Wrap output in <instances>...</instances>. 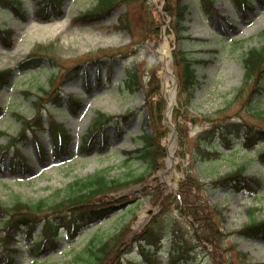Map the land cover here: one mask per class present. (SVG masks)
Returning a JSON list of instances; mask_svg holds the SVG:
<instances>
[{
  "label": "rangeland",
  "instance_id": "374dc122",
  "mask_svg": "<svg viewBox=\"0 0 264 264\" xmlns=\"http://www.w3.org/2000/svg\"><path fill=\"white\" fill-rule=\"evenodd\" d=\"M19 1L25 11L23 15L0 3V25L10 26L14 32L11 47H4L0 42V69L11 67L13 70L8 86L0 90V144L6 143L9 136L16 134L21 128V122L14 112L33 116V101L42 95L46 97L41 87L51 89L53 83L54 92H61L62 97H77L79 101L75 105L78 107L75 111L70 109L71 103L63 100L62 108L49 106L44 113L46 120L53 117L71 134L72 142L67 156L56 158L51 150L44 158H40L33 139L28 138L20 146V152L28 165V173L23 174L20 160L15 172L12 168L10 156L14 153L17 158L16 148H11L5 155L3 172H0V202L12 204L15 200L32 201L40 198L58 201L68 195L76 179L86 178L100 170H105L109 177H128L146 171L147 167L142 160L136 157L126 159L128 156L124 151L142 146L139 135L144 129L150 130L144 90L141 87L154 89L161 80L166 84L163 89L169 96L172 80L165 70L164 62L158 58L156 51L160 47L168 50L169 66L173 70L178 65L172 54L174 45L186 51L192 59L206 60L194 64L199 83L196 84L187 107L189 116L183 119L184 132L187 130L190 136L194 137L209 123L200 117L201 112L222 109L217 114L222 115L227 113L226 106L231 113L242 111L249 99V91H243L239 98L237 95L246 79L244 53L250 48L264 45V0H261V4L254 0L247 9H242L236 0H214L210 8L200 0H185L190 3V7L183 22L184 30L180 34L189 35V38H180L173 32H166V15L160 14L164 11L167 0H155L154 3L150 0L120 1L103 19L89 25L80 22L74 24L71 19L79 10L94 5L95 0H63L60 9L50 7L45 16L40 14L41 0ZM125 13L130 30L116 26ZM153 24L159 31L160 28L165 29L159 42L154 37H146ZM143 40L145 41L142 42ZM38 44H53L56 59L50 61L45 55L41 66L25 68L23 61ZM119 47L128 51V56L114 57L111 54L109 59L107 57L103 60V55L99 54L88 57L96 52ZM77 59L79 63L76 65L80 69L76 71L74 79H68L60 68L72 66ZM99 59V62H90ZM126 65L137 71L141 80L139 87L128 86ZM86 74L89 80L87 83ZM52 76L55 77L51 81ZM249 101L253 110L264 109V94ZM45 104L46 102L43 106ZM245 108L243 115L250 119L251 113L247 106ZM134 110L135 116L123 121L126 127L122 134H118L114 126L108 128L109 145L103 152H98V148L87 154L81 152L80 140L87 134L98 111L119 116ZM254 119L256 124L264 125L263 119ZM40 139L51 149L52 139L49 133L41 134ZM168 139L164 138L162 144H167ZM242 141L241 139L239 143ZM256 147L252 152L239 149L227 152L218 160L195 163H190L188 154H178L177 147L176 176L166 171V167L150 170V174L154 175L152 181L160 182L162 189L174 190L172 186L180 185L182 180L189 177L188 174L200 178V182L187 192L188 200L195 205L197 213L202 215L197 224H193L187 213L181 211L175 203L161 214L155 197L150 198L144 194L141 185H135L129 190L133 201L127 207L90 224L89 232L78 230L77 240L60 236L56 241V250L50 255L31 256L28 251L29 238H24L19 243L16 240L8 243L0 221V253L5 252L15 257L13 264H89L87 261L70 262L74 252L69 250L81 249L96 229L105 238H111L127 224L138 231L149 222L156 221L157 216V227L163 230V235L153 252L154 258L151 260L142 256L140 244L131 240V233L118 247V257L133 263L139 257L141 259L137 264H242L238 253L243 252L250 264H264V239L246 238L237 233L251 218H264V163L257 155L264 150V140ZM221 149L228 151L224 147ZM243 162H247L248 173L259 176L257 191L227 190L210 184L211 178L228 173ZM210 205H216L221 212L212 216L220 229V234L212 237L216 247L198 236V231L204 233L210 232V228L213 230L214 223L210 220L208 208ZM145 217L147 221L142 226L140 223ZM23 236L24 233L18 234L19 238ZM179 247H182L180 255H176L173 250ZM5 261L3 258L2 263Z\"/></svg>",
  "mask_w": 264,
  "mask_h": 264
},
{
  "label": "trees",
  "instance_id": "16d2710c",
  "mask_svg": "<svg viewBox=\"0 0 264 264\" xmlns=\"http://www.w3.org/2000/svg\"><path fill=\"white\" fill-rule=\"evenodd\" d=\"M4 1V0H0ZM10 1V0H9ZM120 1L129 0H98L94 11L84 13L80 19L86 20L89 16H92L95 12L101 11L103 13L109 12ZM210 8V3L213 0H201ZM190 3L184 0H167L165 2L164 10L171 16V21L168 26V31L174 30L179 37H184L180 34L184 30L182 22L187 18L189 12ZM160 15L163 16L161 13ZM127 14L121 16L119 19V25L117 27L130 30V24L127 21ZM10 28H3L0 26V38H6L4 43L11 44L12 33ZM6 36V37H5ZM146 37H159V30L154 27L151 28V32L146 33ZM143 40L142 42H144ZM137 44H140L138 42ZM53 44L42 45L38 44L33 51L26 57V67L39 66L42 63V59L49 57L53 60L56 59L54 54ZM50 50V53H47ZM114 52L104 50V52H96L88 57H92L95 54L99 55H111ZM174 59L177 62V75L179 80V107L174 111V117L178 118L183 115L188 117L187 106L191 98L193 89L197 81V74L195 68L192 66L194 60L188 56V53L184 50H175ZM78 60L75 62L77 63ZM246 68V79L244 86L239 90L240 96L245 90V87L251 89V96L261 95L264 93V45L260 48H251L244 58ZM30 64V65H29ZM180 64H183V66ZM70 67L67 71L70 74L78 66ZM60 67V64L58 65ZM69 67V66H67ZM130 81H136L139 84L137 73L128 69ZM11 68L0 69V86L9 82V76L11 75ZM71 74L70 77H73ZM55 76L51 77L53 80ZM251 85V87H250ZM154 89L146 88V105L152 121L153 132H145L141 137L143 139L142 147L136 148L134 151L127 152L140 158L147 167V170L158 169L163 167V157L166 153L165 146L161 143V138L167 134L169 128L162 123L161 115L166 106V99L161 91V82L155 85ZM44 93L49 95V101L51 106L60 107L62 97L59 92L54 90L43 89ZM45 100L44 96H40L37 101H34L36 112L32 118H27L23 115H19V119L22 122V130L19 133L18 139L25 138L29 132H37L38 129L48 127L55 133V150L58 154H62L67 150L69 144V135L62 127V124L55 121L53 118L51 125L47 124L43 119V110L41 108L42 101ZM77 102L76 98H73V102ZM246 105L250 106V102ZM245 105V106H246ZM245 106L243 110H245ZM250 110L251 116L264 119V109L259 111L258 109ZM222 109H218L215 112H220ZM214 112L201 113L200 117L206 119L208 126L199 130L196 135L190 136L186 130L184 132L183 124L177 123V129L179 133V153H189L191 162H203L207 160H215L223 157L225 154L219 149L221 146L231 148V152H235L238 149L246 150V147L254 142V137L264 135V126H260L249 118L244 117L243 113L238 111L235 115L223 114L215 115ZM97 119H99V127H104L111 120V117L100 112ZM105 121H108L105 123ZM100 130L91 132L87 138H85L83 145L88 148L92 145L96 138L100 135ZM256 134H259L255 136ZM238 137H243V143H239ZM106 142L104 138L101 143ZM9 146V145H8ZM7 144L0 145V164L2 163V156L9 149ZM261 159L264 160V152L260 154ZM147 170L143 173L136 174L129 177H108L105 172L100 171L94 175H91L84 179H78L75 182L74 187L65 197L58 201H48L45 198H40L33 201L15 200L12 204L6 205L0 203V214L3 213V224L7 230L10 231L12 227L21 228L27 231V235H30L34 228H37L40 235H36V239H32L34 247L39 249V253H43L46 250L55 247L54 235L63 234L64 232L59 229L62 225L65 230V234L69 237L74 236L78 229L85 227L86 223L98 220L104 217L107 213H111L116 209L125 206L131 199L128 193H122V191L139 183L144 184L143 191L150 194V186L155 187L153 195L163 206V210H168L172 203H175L177 207L187 213L192 218L193 223H198L202 215L197 213L195 205H193L187 198V192L192 186L200 182V178L194 175H189L186 180H182L178 192L166 191L162 189L160 182H153L152 185H148L149 180ZM255 182L259 183L258 177H252ZM193 179V180H192ZM210 184L215 187H224L228 189L241 190L243 188L252 187L249 177L246 175V164H240L235 169L228 173L222 174L210 179ZM116 193V194H115ZM111 194V195H110ZM210 209V220L214 223L213 230L210 228V232L199 231V235L210 242L213 247H216L215 241L212 240L214 234H220L219 225L216 220L212 219L213 214H221L216 205L208 206ZM63 211V212H62ZM69 211L68 213H64ZM37 226V227H36ZM133 232V228L130 225L124 226L120 232L115 234L112 238H104L101 231H94L92 238L86 243V245L79 251H76L73 257V261L76 262H89V264H132V261H125L118 257L116 254L118 247L124 240V238ZM244 237L264 238V218L256 219L252 218L241 229L237 231ZM8 236L11 232H8ZM160 236L157 232L148 233L146 228L141 229L139 232H135L131 239L139 241L141 245V252L144 256L148 257L151 251H153L155 243L154 237ZM54 246V247H53ZM41 249V250H40ZM239 257L242 259V264H250L246 258L247 255L243 252H239ZM0 254V258H1ZM11 256L7 255V260L11 262Z\"/></svg>",
  "mask_w": 264,
  "mask_h": 264
},
{
  "label": "bare ground",
  "instance_id": "6f19581e",
  "mask_svg": "<svg viewBox=\"0 0 264 264\" xmlns=\"http://www.w3.org/2000/svg\"><path fill=\"white\" fill-rule=\"evenodd\" d=\"M158 56H159L160 59H162L164 61L166 66L169 67L168 50H164V49H162V47H160L158 49ZM171 93H172V99H173L174 92L172 91ZM172 155H173V153L171 151L170 159H169V165L171 167L170 169H173V166H174V163H175L174 159H172V157H173Z\"/></svg>",
  "mask_w": 264,
  "mask_h": 264
},
{
  "label": "water",
  "instance_id": "95a60500",
  "mask_svg": "<svg viewBox=\"0 0 264 264\" xmlns=\"http://www.w3.org/2000/svg\"><path fill=\"white\" fill-rule=\"evenodd\" d=\"M172 126V125H171ZM172 130H173V132H175V130H174V127L172 126Z\"/></svg>",
  "mask_w": 264,
  "mask_h": 264
}]
</instances>
